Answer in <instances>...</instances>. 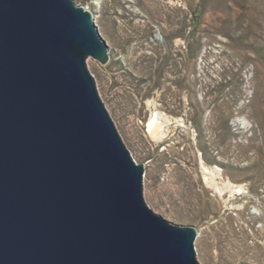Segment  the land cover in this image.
<instances>
[{"label": "rangeland", "instance_id": "rangeland-1", "mask_svg": "<svg viewBox=\"0 0 264 264\" xmlns=\"http://www.w3.org/2000/svg\"><path fill=\"white\" fill-rule=\"evenodd\" d=\"M74 2L109 46L86 64L144 165L147 205L196 229L199 263L264 264V0ZM154 111L169 119L160 140Z\"/></svg>", "mask_w": 264, "mask_h": 264}, {"label": "water", "instance_id": "water-1", "mask_svg": "<svg viewBox=\"0 0 264 264\" xmlns=\"http://www.w3.org/2000/svg\"><path fill=\"white\" fill-rule=\"evenodd\" d=\"M74 0H0V264H201L196 229L154 212L87 59Z\"/></svg>", "mask_w": 264, "mask_h": 264}, {"label": "bare ground", "instance_id": "bare-ground-1", "mask_svg": "<svg viewBox=\"0 0 264 264\" xmlns=\"http://www.w3.org/2000/svg\"><path fill=\"white\" fill-rule=\"evenodd\" d=\"M107 43V42H106ZM169 122V119L166 116H163L161 114V112H152V114L150 115V117H148V121H147V130L148 134L150 135L151 138L155 139V140H160L161 138L164 137L165 134V128L164 126L167 125V123ZM218 171V169L214 168L208 170V174L210 175V180L208 181V183L214 187V189L219 193H223L225 190V186L229 187V184L227 185V183H225L226 185L224 186V184L222 186H218V183L215 181V179L217 178L216 176L218 175V173H216ZM208 179V178H207Z\"/></svg>", "mask_w": 264, "mask_h": 264}]
</instances>
